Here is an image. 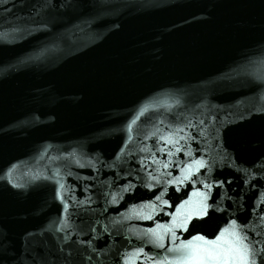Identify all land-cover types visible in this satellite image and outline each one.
Returning <instances> with one entry per match:
<instances>
[{"label": "water", "instance_id": "95a60500", "mask_svg": "<svg viewBox=\"0 0 264 264\" xmlns=\"http://www.w3.org/2000/svg\"><path fill=\"white\" fill-rule=\"evenodd\" d=\"M224 229L264 249V0H0V264Z\"/></svg>", "mask_w": 264, "mask_h": 264}, {"label": "snow or ice", "instance_id": "6c2138e0", "mask_svg": "<svg viewBox=\"0 0 264 264\" xmlns=\"http://www.w3.org/2000/svg\"><path fill=\"white\" fill-rule=\"evenodd\" d=\"M183 129H181L182 131ZM179 151V149H177ZM59 196V192H57ZM159 199V197H157ZM207 215V205L201 203L200 207L196 209L190 216L195 219H203ZM188 218L186 217V220ZM183 227V225H181ZM59 231V228L57 229ZM224 229L216 236L215 240H207L200 235L192 236L190 240L184 243L180 248L175 251L181 253L176 259V264H257V260H261L264 264V249L257 250L251 245L244 243L246 237L239 234H234L236 239L235 243L230 245L229 249L220 250L217 242L224 235ZM202 240L204 246H193L192 242ZM169 251L173 249L169 248ZM227 252V254H226ZM91 259V257H89Z\"/></svg>", "mask_w": 264, "mask_h": 264}]
</instances>
